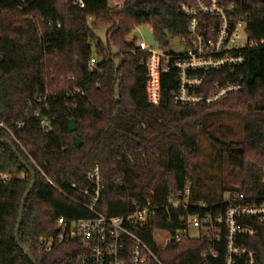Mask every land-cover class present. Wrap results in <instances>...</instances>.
Instances as JSON below:
<instances>
[{
    "label": "trees",
    "instance_id": "16d2710c",
    "mask_svg": "<svg viewBox=\"0 0 264 264\" xmlns=\"http://www.w3.org/2000/svg\"><path fill=\"white\" fill-rule=\"evenodd\" d=\"M26 1L27 7L19 9L16 0H0V123L13 134L0 126V138L11 140L35 173L18 240L37 264H71L68 244L40 252L37 240L53 231L60 216H86L63 192L81 198L71 185L84 186V173L95 164L103 178L101 205L107 215L129 213L134 202L146 200L158 207L147 230L139 233L149 245L153 230L172 228L161 213L162 204L186 185L191 188L190 212L223 211L226 200H212L193 187L201 182L197 144L202 129L210 141L220 144L230 174L238 176V188L222 191L242 192L247 199L264 202V0H218L233 6L232 14L246 23L248 38L257 44L243 51V63L235 70L236 76H243V88L212 105L173 102L175 71L157 74L158 102L152 103L146 55L125 41L135 27L145 24L167 49L171 38L188 36L189 19L177 7L194 0H123L119 6L86 0L83 8L72 0ZM47 18L58 20L61 28L49 30L40 23ZM100 29H105L103 40L96 34ZM91 56L96 57L92 70ZM209 75V80L220 77L218 72ZM225 110L242 117L240 141H221L203 124L210 112ZM75 137L81 141L79 147ZM0 172L11 176L0 180V264H32L14 234L31 177L4 143ZM243 223L257 232L237 236L234 246L252 250L256 264H264V228L251 219ZM210 247L216 257L202 255ZM157 251L165 264H224L227 243L221 232L214 243L191 238ZM234 258L235 264H245L244 256Z\"/></svg>",
    "mask_w": 264,
    "mask_h": 264
},
{
    "label": "built area",
    "instance_id": "2783aa9c",
    "mask_svg": "<svg viewBox=\"0 0 264 264\" xmlns=\"http://www.w3.org/2000/svg\"><path fill=\"white\" fill-rule=\"evenodd\" d=\"M16 1L19 9L27 7L26 0ZM85 1L72 0V4L83 8ZM113 4L120 5L117 1ZM232 7L224 6L218 0H194L192 4L178 5L177 11L189 19L188 36L179 37L184 46L181 53L168 51L160 44L149 45L130 35L125 38L127 44L135 46V51L146 55L144 65L149 75V98L152 103L158 102L155 79L159 72L175 71L177 86L172 99L181 105H212L243 88V76H236L235 70L243 63V51L254 47L257 42L248 38L246 23L232 14ZM40 23L47 25L49 30L61 28L58 20L47 18ZM39 36H42L41 30ZM95 64L96 57L91 56L88 68L92 70ZM212 72H218L220 77L209 80ZM231 75H234L232 79ZM0 126L13 135L2 123ZM10 177L8 173L0 172L1 181ZM84 177V186L71 185L81 198L63 194L82 207L86 216L72 219L58 217L53 231L38 237V251L50 252L61 244H68L72 252L69 255L71 264H125L127 261L130 264H165L159 258L157 249L163 250L172 244L199 237L214 243L220 240L223 232L227 243L224 264H235L234 256L241 255L245 257V264H256L252 250L236 247L234 243L237 236L251 237L257 232L253 225L244 224V219H251L264 228V202L257 203L236 191L229 195L226 207L219 213L190 212L189 207L193 204L191 188L186 185L163 202L161 213L172 228L153 230L152 246L139 233L147 230V222L157 216L158 207L146 200L143 204L134 202L129 213L107 215L101 205L104 185L99 165L95 164L85 171ZM199 204L205 205L202 202ZM202 255L216 257V251L210 247Z\"/></svg>",
    "mask_w": 264,
    "mask_h": 264
},
{
    "label": "rangeland",
    "instance_id": "374dc122",
    "mask_svg": "<svg viewBox=\"0 0 264 264\" xmlns=\"http://www.w3.org/2000/svg\"><path fill=\"white\" fill-rule=\"evenodd\" d=\"M109 4L114 5L113 2L117 1L119 4L123 0H107ZM105 29L97 30L96 34L102 40L104 39ZM130 36L136 37L139 40L145 41L149 45H158L156 42L151 28L149 25H140L135 27ZM168 51L174 53H181L184 46L179 37L171 38L169 40ZM204 126L208 127V131L212 135L224 142H237L243 138V122L239 112L235 110L215 111L210 112L204 122ZM219 143H213L207 138V135L202 129L198 135L197 144V165L198 175L200 178L199 183L193 184L194 190L197 193L212 200H227L229 191L222 188H238L239 180L235 174H230V168L226 161V153L219 147Z\"/></svg>",
    "mask_w": 264,
    "mask_h": 264
},
{
    "label": "water",
    "instance_id": "95a60500",
    "mask_svg": "<svg viewBox=\"0 0 264 264\" xmlns=\"http://www.w3.org/2000/svg\"><path fill=\"white\" fill-rule=\"evenodd\" d=\"M76 126L74 121L71 119L69 122V131L73 132L75 130ZM75 145L76 147H79L81 145V141L79 138L75 137ZM0 143H4L6 145H8L10 147V149L13 151V153L15 154V156L17 157L19 163L21 164V166L23 168H25L27 170V172L29 173L31 180L30 183L28 185V187L26 188L21 200H20V206H19V212H18V218H17V222H16V226H15V230H14V234H15V239L16 242L18 244V247L20 248L21 252H23V254H25L29 260L32 262V264H37V262L34 260V258L30 255V253L19 243L18 240V229H19V225L21 224V220H22V215H23V208H24V204H25V200L30 192V190L32 189L33 185H34V179H35V173L32 170V168L30 166L27 165V163L23 160V158L21 157V155L18 153L16 147L13 145V143L11 142V140L7 139V138H0Z\"/></svg>",
    "mask_w": 264,
    "mask_h": 264
}]
</instances>
